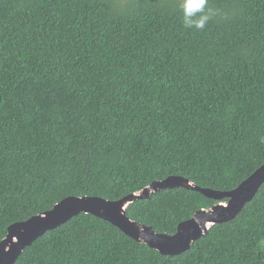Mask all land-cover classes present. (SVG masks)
Segmentation results:
<instances>
[{
  "label": "trees",
  "instance_id": "trees-1",
  "mask_svg": "<svg viewBox=\"0 0 264 264\" xmlns=\"http://www.w3.org/2000/svg\"><path fill=\"white\" fill-rule=\"evenodd\" d=\"M0 0V243L67 197L119 200L182 176L227 192L264 165V0ZM226 201V200H224ZM218 201L164 190L127 209L174 235ZM15 264H264V185L163 256L80 214Z\"/></svg>",
  "mask_w": 264,
  "mask_h": 264
},
{
  "label": "water",
  "instance_id": "water-1",
  "mask_svg": "<svg viewBox=\"0 0 264 264\" xmlns=\"http://www.w3.org/2000/svg\"><path fill=\"white\" fill-rule=\"evenodd\" d=\"M263 185L264 165L236 189L227 192L199 187L182 176H169L164 180L154 181L140 192L132 193L115 201L100 197L70 196L55 205L53 210L9 226L6 237L0 243V264H15L24 250L38 238L61 227L80 214L91 215L112 224L129 238L138 243L146 244L163 256H180L188 252L195 242L205 237L213 225L225 224L234 220L245 206L254 199ZM181 188L199 192L209 199L218 201V203L210 209L199 210L191 219L179 224L174 235L178 233L181 224V229L184 227L183 224H194L188 240L182 247L160 249L150 238L168 234H159L151 226L133 221L127 216V209L132 203L139 200H149L153 195L164 190ZM106 206L117 208L116 215L107 214L104 209ZM36 225H39V228L33 230V226Z\"/></svg>",
  "mask_w": 264,
  "mask_h": 264
},
{
  "label": "snow or ice",
  "instance_id": "snow-or-ice-1",
  "mask_svg": "<svg viewBox=\"0 0 264 264\" xmlns=\"http://www.w3.org/2000/svg\"><path fill=\"white\" fill-rule=\"evenodd\" d=\"M194 7H198L199 4H194ZM105 212L109 215H116L118 209L115 207H104ZM182 225V224H181ZM181 225L179 227V231L174 236L168 235H159V236H152L150 240H152L158 248H180L182 247L185 242L188 240L189 234L194 228V224L186 223L183 224L184 227L181 229ZM39 225L33 226V230L38 229Z\"/></svg>",
  "mask_w": 264,
  "mask_h": 264
},
{
  "label": "clouds",
  "instance_id": "clouds-1",
  "mask_svg": "<svg viewBox=\"0 0 264 264\" xmlns=\"http://www.w3.org/2000/svg\"><path fill=\"white\" fill-rule=\"evenodd\" d=\"M205 4H206V0H199V6L198 7H194L193 6L194 4L191 2H188L185 4V15H184V21L183 22H184L186 27H188V28L195 27L197 29H203L205 27L208 20L211 18V16L209 14H204L197 20L190 19V16L192 15L194 8L202 9Z\"/></svg>",
  "mask_w": 264,
  "mask_h": 264
}]
</instances>
